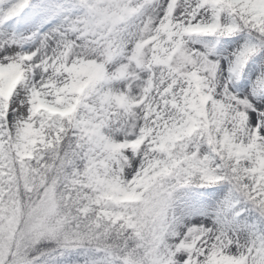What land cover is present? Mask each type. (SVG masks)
Returning a JSON list of instances; mask_svg holds the SVG:
<instances>
[{"label": "snow or ice", "instance_id": "snow-or-ice-1", "mask_svg": "<svg viewBox=\"0 0 264 264\" xmlns=\"http://www.w3.org/2000/svg\"><path fill=\"white\" fill-rule=\"evenodd\" d=\"M0 264H264V0H0Z\"/></svg>", "mask_w": 264, "mask_h": 264}]
</instances>
